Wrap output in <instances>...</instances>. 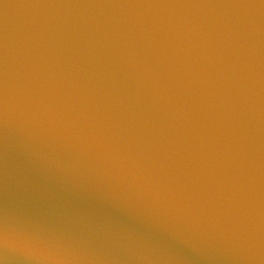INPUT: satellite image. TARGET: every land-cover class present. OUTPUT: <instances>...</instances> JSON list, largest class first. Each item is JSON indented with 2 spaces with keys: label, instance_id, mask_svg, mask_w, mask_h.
<instances>
[{
  "label": "water",
  "instance_id": "95a60500",
  "mask_svg": "<svg viewBox=\"0 0 264 264\" xmlns=\"http://www.w3.org/2000/svg\"><path fill=\"white\" fill-rule=\"evenodd\" d=\"M229 7L225 0L193 10L156 9L143 0H0L10 84L26 47L59 46L75 38L113 70L117 94L127 90L148 111L149 97L135 69L113 50L112 39H125L142 19L165 14L195 11L217 25L236 17L246 31L242 52L251 70L242 103L254 200L246 226L220 227L186 210L91 138L10 111L0 117V229L9 244L19 243L21 235H38L59 251L52 260L5 252L0 264H264V17L246 5Z\"/></svg>",
  "mask_w": 264,
  "mask_h": 264
},
{
  "label": "snow or ice",
  "instance_id": "6c2138e0",
  "mask_svg": "<svg viewBox=\"0 0 264 264\" xmlns=\"http://www.w3.org/2000/svg\"><path fill=\"white\" fill-rule=\"evenodd\" d=\"M156 9L193 10L211 0H143ZM259 9L264 0H225ZM239 14L237 13L236 16ZM245 29L195 11L142 19L113 50L135 69L151 111L127 90L112 87L113 70L75 38L59 46L26 47L10 84L0 41V117L10 111L89 137L119 162L156 183L186 210L223 228L246 226L253 213V175L242 100L251 70L243 58ZM264 87V70H262ZM147 113V114H145ZM264 226V171L261 176ZM0 229V256L20 253L52 260L58 249L38 235L9 244Z\"/></svg>",
  "mask_w": 264,
  "mask_h": 264
}]
</instances>
